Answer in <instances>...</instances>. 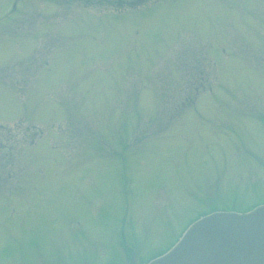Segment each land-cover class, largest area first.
I'll use <instances>...</instances> for the list:
<instances>
[{"label": "rangeland", "instance_id": "1", "mask_svg": "<svg viewBox=\"0 0 264 264\" xmlns=\"http://www.w3.org/2000/svg\"><path fill=\"white\" fill-rule=\"evenodd\" d=\"M102 2L0 0V264H145L264 204V0Z\"/></svg>", "mask_w": 264, "mask_h": 264}, {"label": "water", "instance_id": "2", "mask_svg": "<svg viewBox=\"0 0 264 264\" xmlns=\"http://www.w3.org/2000/svg\"><path fill=\"white\" fill-rule=\"evenodd\" d=\"M147 264H264V204L201 217Z\"/></svg>", "mask_w": 264, "mask_h": 264}, {"label": "flooded vegetation", "instance_id": "3", "mask_svg": "<svg viewBox=\"0 0 264 264\" xmlns=\"http://www.w3.org/2000/svg\"><path fill=\"white\" fill-rule=\"evenodd\" d=\"M77 1L84 2L85 4L87 3L86 5H96L101 0H97V3H96L95 0H77ZM145 2H148V0H109V3L110 4H122V5H127V4H144Z\"/></svg>", "mask_w": 264, "mask_h": 264}, {"label": "trees", "instance_id": "4", "mask_svg": "<svg viewBox=\"0 0 264 264\" xmlns=\"http://www.w3.org/2000/svg\"><path fill=\"white\" fill-rule=\"evenodd\" d=\"M102 1H103V0H101L100 4H98V5L105 6V5L102 4V3H103ZM86 4H87V3H86ZM98 5H95V6H98ZM111 5H113V4H111ZM127 5H128V6H131V4H127ZM116 6L119 7V6H125V5H122V4H116ZM199 70H200V69H199ZM184 101L187 102V100H184ZM254 206H255V205H251L250 207L244 209L242 212L248 211V210L252 209ZM201 216H202V215H201Z\"/></svg>", "mask_w": 264, "mask_h": 264}]
</instances>
